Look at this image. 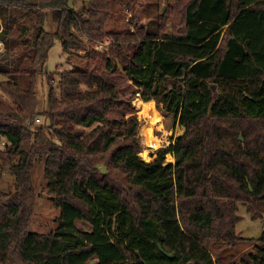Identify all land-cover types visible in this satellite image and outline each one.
Instances as JSON below:
<instances>
[{
  "label": "trees",
  "instance_id": "16d2710c",
  "mask_svg": "<svg viewBox=\"0 0 264 264\" xmlns=\"http://www.w3.org/2000/svg\"><path fill=\"white\" fill-rule=\"evenodd\" d=\"M72 1L0 0V178L14 181L0 188V264H264V227L238 261L205 246L236 247L239 203L264 212V0H173L154 29L132 33L107 29L111 0ZM73 30L112 37L111 50L71 62L40 109L54 40L68 62L85 47ZM116 75L184 127L148 162L136 116L109 118L122 105ZM39 179L60 210L44 233L30 229Z\"/></svg>",
  "mask_w": 264,
  "mask_h": 264
},
{
  "label": "rangeland",
  "instance_id": "374dc122",
  "mask_svg": "<svg viewBox=\"0 0 264 264\" xmlns=\"http://www.w3.org/2000/svg\"><path fill=\"white\" fill-rule=\"evenodd\" d=\"M174 3L173 0H111L110 7V20L107 24V29L113 32H134L138 28L154 29L157 26L158 15L165 12L169 6ZM72 6L75 9L87 10L90 7V3L83 0H73ZM49 10V9H48ZM46 21L43 22V27L48 32H54L56 25L50 20L49 16ZM37 17L34 18V21ZM39 18V17H38ZM27 27V36L32 35V25L29 21L28 15H22L19 17ZM73 34L83 41L85 47L74 50V54L70 57L72 61L68 62L67 55L63 51L62 45L58 40H54L49 51L48 58L46 62V75L39 77L36 92L37 96L40 97V109L45 108L47 103V96L49 91V82L53 86V90L56 96H60V75L64 71L71 68L72 63L76 65H81L85 60L88 50H111L113 45L112 37L105 36L103 39H97L89 37L87 34H80L75 30L72 31ZM32 37V36H31ZM72 62V63H71ZM70 63V64H69ZM48 77V80H47ZM112 82L120 88L121 92V106L111 108L109 111L110 119L126 118L130 114L136 116L138 120V135L142 145V150L138 154L140 159L146 158L148 153L155 152L161 147H166L170 142V135L174 137L183 133L184 127L181 126L177 119L173 117V114H163L162 110H159L154 100V107L156 111L159 112L160 116L152 127L151 131V144L148 146L142 141V135L140 132L141 119L139 118V107L137 102L141 100L140 93L136 92L132 81L126 78L124 75H116L111 77ZM224 90L227 89L226 86H222ZM40 120H44L43 118ZM156 141V142H154ZM153 143L155 145L151 146ZM4 146V141H0V149ZM145 153V154H142ZM152 159V157H151ZM144 160V159H142ZM174 162V157L171 155H166L165 161ZM147 161L148 160H144ZM37 176V175H36ZM39 178H41L39 176ZM14 181L13 177L9 174H3L0 178V188L4 191L13 187ZM36 188V203L35 211L31 221L30 229L36 232H47L54 226L53 221L55 217L59 215V208L55 206L46 192V182L45 180L39 179ZM237 213L240 219L235 225L236 231L243 236V238L238 242L235 248H229L225 242H215L210 239L206 242L205 246L209 250L214 260H225L238 261L241 254H248L249 252H254L255 245L259 244L256 238H259L264 227V212L261 216L253 218L251 211L246 207V205L239 203ZM77 228L81 231H90L91 226L84 221L75 222ZM97 261L96 258L90 259L87 264H94ZM219 261V262H220Z\"/></svg>",
  "mask_w": 264,
  "mask_h": 264
},
{
  "label": "bare ground",
  "instance_id": "6f19581e",
  "mask_svg": "<svg viewBox=\"0 0 264 264\" xmlns=\"http://www.w3.org/2000/svg\"><path fill=\"white\" fill-rule=\"evenodd\" d=\"M138 107H139V118L141 119V125H140V132L142 135V141L148 146L151 144V131L154 123L160 119L159 112L156 111L154 107V103L152 100H148L145 102H142L139 100L137 102ZM156 142V141H154ZM145 154V153H142Z\"/></svg>",
  "mask_w": 264,
  "mask_h": 264
},
{
  "label": "built area",
  "instance_id": "2783aa9c",
  "mask_svg": "<svg viewBox=\"0 0 264 264\" xmlns=\"http://www.w3.org/2000/svg\"><path fill=\"white\" fill-rule=\"evenodd\" d=\"M3 48H4V43H3V41L0 39V52L3 50ZM39 121V118H37L36 119V121Z\"/></svg>",
  "mask_w": 264,
  "mask_h": 264
},
{
  "label": "water",
  "instance_id": "95a60500",
  "mask_svg": "<svg viewBox=\"0 0 264 264\" xmlns=\"http://www.w3.org/2000/svg\"><path fill=\"white\" fill-rule=\"evenodd\" d=\"M161 249V247H160ZM162 252H164L167 256L172 257L173 255L171 253L165 252L163 249H161Z\"/></svg>",
  "mask_w": 264,
  "mask_h": 264
},
{
  "label": "crops",
  "instance_id": "0c3cea01",
  "mask_svg": "<svg viewBox=\"0 0 264 264\" xmlns=\"http://www.w3.org/2000/svg\"><path fill=\"white\" fill-rule=\"evenodd\" d=\"M171 155V156H173L171 153H167L166 155ZM166 155H165V157H166ZM174 157V156H173ZM173 161H175V158H174V160ZM166 162L168 163L169 161L168 160H166Z\"/></svg>",
  "mask_w": 264,
  "mask_h": 264
}]
</instances>
